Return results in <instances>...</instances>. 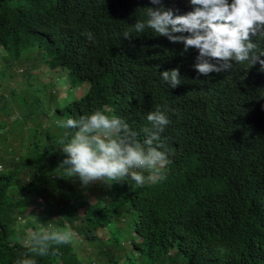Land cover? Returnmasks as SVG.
<instances>
[{"label": "trees", "instance_id": "16d2710c", "mask_svg": "<svg viewBox=\"0 0 264 264\" xmlns=\"http://www.w3.org/2000/svg\"><path fill=\"white\" fill-rule=\"evenodd\" d=\"M137 1L76 9L65 0H0V264L32 255L15 239L38 226L19 224L31 195L44 204L40 223L70 225L82 241L56 246L39 264H264V70L238 64L237 81L208 82L193 67L195 48L157 43L151 30L124 37ZM163 4L183 12V0ZM155 43L170 49L165 60ZM176 67L182 82L172 88L159 72ZM55 69L65 86L43 77ZM158 105L172 121L162 134L165 179L83 185L58 171L68 116L114 112L143 140Z\"/></svg>", "mask_w": 264, "mask_h": 264}, {"label": "clouds", "instance_id": "9594fccd", "mask_svg": "<svg viewBox=\"0 0 264 264\" xmlns=\"http://www.w3.org/2000/svg\"><path fill=\"white\" fill-rule=\"evenodd\" d=\"M84 2L87 0H65L63 4L69 6L70 3V7L77 9ZM183 2L180 8L183 12H179L164 6L163 0H138L134 5L138 19L129 24L123 36L131 38L133 33L139 36L151 30L157 43L161 40L179 49L183 45L184 51L195 48L197 52L191 54L193 67L208 82L214 79L213 75L237 81L238 64L251 68L259 63L258 75L263 72L264 0ZM74 18L73 23L79 24L78 16L74 15ZM85 35L95 41L91 30ZM253 36L257 38L253 40ZM157 43L156 49L165 60L171 51ZM57 71L47 73L57 74ZM159 74L172 88L182 82L179 67L165 69ZM62 82L65 84L64 80ZM237 103V112L240 110L249 116L250 108ZM146 119L149 123L143 127L144 138L140 140V131L114 112L97 108L79 118L68 116L62 121L65 131L60 137V147L66 156L58 171L66 177H78L83 185L97 180L116 182L126 177L138 185L147 180L165 179L170 157L162 134L172 121L168 111L159 105L146 114ZM37 225L16 235L15 239L27 245V252L32 255L21 253L15 258V264H39L38 257L54 253L59 250L56 246L74 239L70 225L45 226L38 220Z\"/></svg>", "mask_w": 264, "mask_h": 264}, {"label": "rangeland", "instance_id": "374dc122", "mask_svg": "<svg viewBox=\"0 0 264 264\" xmlns=\"http://www.w3.org/2000/svg\"><path fill=\"white\" fill-rule=\"evenodd\" d=\"M43 77L46 80H48L49 82H52L54 84L58 83L60 85L63 84V86H65V84L62 82V80H60V77H58V74H55L52 72L49 75L43 76ZM57 77H58V79H57ZM74 93L76 96L80 95L78 90H75ZM43 210H44V204L39 199L33 197L32 195L29 196L28 206L26 207V209L23 213V218L21 220H19V224L23 225V223L26 220L31 221V223H33V224H37V220H39ZM24 218H25V220H24ZM36 218H37V220H36ZM99 233H101V231H99ZM73 241L75 242L76 245L79 244L80 242H82L81 240L80 241L77 240L75 237H74ZM81 250H82L81 252H82L83 256L85 253L88 254L89 252H91V250L86 245H83Z\"/></svg>", "mask_w": 264, "mask_h": 264}]
</instances>
